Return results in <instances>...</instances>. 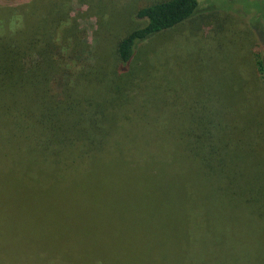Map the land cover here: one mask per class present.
Here are the masks:
<instances>
[{
    "label": "trees",
    "instance_id": "1",
    "mask_svg": "<svg viewBox=\"0 0 264 264\" xmlns=\"http://www.w3.org/2000/svg\"><path fill=\"white\" fill-rule=\"evenodd\" d=\"M113 1L0 0V228L30 244L1 245L0 264L235 262L242 229L264 213V59L226 114L185 101L187 115L168 120L143 94L150 42L216 11L125 0L115 16ZM46 229L53 240L40 242Z\"/></svg>",
    "mask_w": 264,
    "mask_h": 264
},
{
    "label": "rangeland",
    "instance_id": "2",
    "mask_svg": "<svg viewBox=\"0 0 264 264\" xmlns=\"http://www.w3.org/2000/svg\"><path fill=\"white\" fill-rule=\"evenodd\" d=\"M22 1L14 0L16 4ZM124 2L114 0L112 14L116 16L125 9ZM70 7L73 11L83 8L74 1ZM198 7L202 11L213 10L216 13L211 19L186 22L175 31L150 42L154 52L148 55L151 58L149 76L152 78L143 94L148 96V107L159 108L168 120L187 115L183 107L185 101L205 103L214 114H226L229 105L248 96L245 77L250 62L261 57L264 59V19L255 18L264 10V0H197ZM108 14L106 12V16ZM78 23L85 30L83 40L89 44L88 53H83L82 57L90 63V52L96 42L92 33L94 20L86 14ZM194 23L196 26L191 29ZM233 29L238 33L231 35ZM146 83L139 82L141 87ZM98 184L96 179L94 186ZM141 192L146 190L136 189L137 196L140 197ZM111 232L101 235L97 232L96 238L102 239ZM242 232L244 237L234 249L236 261L231 260L229 264H264V213L255 216ZM86 235L82 240L93 239L90 234ZM62 236L69 237L63 234L61 239H65ZM39 237L40 242H49L53 240V232L40 230ZM111 242L116 244V240ZM1 245H6L8 252L30 246L24 229L15 230L7 226L0 228Z\"/></svg>",
    "mask_w": 264,
    "mask_h": 264
}]
</instances>
